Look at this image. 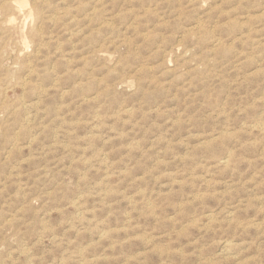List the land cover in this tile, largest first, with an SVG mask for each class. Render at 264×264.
Here are the masks:
<instances>
[{"label":"rangeland","instance_id":"374dc122","mask_svg":"<svg viewBox=\"0 0 264 264\" xmlns=\"http://www.w3.org/2000/svg\"><path fill=\"white\" fill-rule=\"evenodd\" d=\"M0 23V264H264V0Z\"/></svg>","mask_w":264,"mask_h":264},{"label":"bare ground","instance_id":"6f19581e","mask_svg":"<svg viewBox=\"0 0 264 264\" xmlns=\"http://www.w3.org/2000/svg\"><path fill=\"white\" fill-rule=\"evenodd\" d=\"M0 1H1V0H0ZM12 2H13V1H12ZM14 2H15V1H14ZM17 2H20V1H17ZM26 2H27V1H26ZM4 3H5V2H4ZM8 3H11V2H8ZM8 3L6 2L5 4H8ZM20 3H21V2H20ZM5 4H4V5H5ZM16 4H17V3H16ZM27 4H28V3H27ZM11 5H12V4H11ZM23 5H24V4H23ZM7 6H8V5H7ZM29 6H30V5H29ZM32 6H33V5H32ZM1 7H2V6H1ZM2 8H3V7H2ZM32 8H33V7H32ZM6 9H7V7H6ZM12 9H13V8H12ZM26 9H27V8H26ZM26 9H25V10H26ZM32 10H33V9H32ZM2 11H3V10H2ZM7 11H8V10H7ZM17 11H18V10H17ZM22 11H23V10H22ZM27 11H28V10H27ZM27 11H26V13H27ZM3 12H4V11H3ZM8 12H9V11H8ZM10 12H11V11H10ZM15 12H16V11H15ZM30 12H31V11H30ZM36 12H37V11H36ZM36 12H35V16H37V19H38V14H39V13L36 15ZM6 13H7V12H6ZM12 13H13V12H12ZM26 13H25V14H26ZM18 14L20 15V13H18ZM18 14H17V15H18ZM3 15H4V14H3ZM10 16H11V15H10ZM2 17H3V16H2ZM22 17H23V16H22ZM24 17H25V16H24ZM6 18H7V16H6ZM13 19H14V21H15V18H13ZM24 19H25V18H24ZM3 20H5V18H4ZM1 22H2V21H1ZM20 23H21V21H20ZM0 24H1V23H0ZM10 24H11V23H10ZM15 24H16V23H15ZM15 24H14V25H15ZM21 24H22V23H21ZM30 24H31V23H30ZM1 25H2V24H1ZM19 25H20V24H19ZM31 25H32V24H31ZM22 26H23V25H22ZM25 26H26V25H25ZM2 27H4V25H2ZM30 27H31V26H30ZM34 27H35V25H34ZM5 28H6V27H5ZM5 28H4V29H5ZM22 28H23V27H22ZM22 28H21V29H22ZM0 29H1V28H0ZM4 29H3V30H4ZM13 29H15V28H13ZM13 29H11V30H13ZM3 30H1V31H3ZM7 30H9V29L7 28ZM19 30H20V29H19ZM24 30H25V29H24ZM9 31H10V30H9ZM6 32H7V31L4 30V33H6ZM22 33H23V31H22ZM29 34H30V33H29ZM32 37H34V35H33ZM36 38H37V37H36ZM23 39H24V38H23ZM3 41H4V40H2L1 42H3ZM26 43H27V42H26ZM23 44H24V43H23ZM23 44H22V45H23ZM0 46H2V44H1ZM3 47L5 48V45H4ZM3 50H5V49H3ZM4 52H5V51H4ZM26 71H27V70H26ZM28 72H30V71H28ZM29 75H30V73H29ZM26 80H27V78H26ZM23 82H24V81H23ZM23 82H22V83H23ZM25 83H26V82H25ZM37 102H39V101H37ZM37 102H36V103H37ZM28 121H30V120L28 119ZM24 122H25V121H24ZM24 124H25V123H24ZM225 160H226V159H225Z\"/></svg>","mask_w":264,"mask_h":264}]
</instances>
